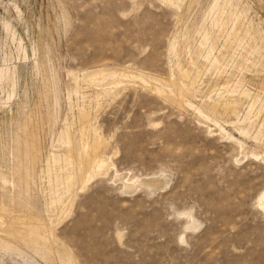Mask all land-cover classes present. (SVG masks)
<instances>
[{"label": "rangeland", "instance_id": "obj_1", "mask_svg": "<svg viewBox=\"0 0 264 264\" xmlns=\"http://www.w3.org/2000/svg\"><path fill=\"white\" fill-rule=\"evenodd\" d=\"M263 193L264 0H0V264H264Z\"/></svg>", "mask_w": 264, "mask_h": 264}, {"label": "bare ground", "instance_id": "obj_2", "mask_svg": "<svg viewBox=\"0 0 264 264\" xmlns=\"http://www.w3.org/2000/svg\"><path fill=\"white\" fill-rule=\"evenodd\" d=\"M187 73H188V72H187ZM184 74H185V73H184ZM149 87H150V86H149ZM158 91H159V90H158ZM161 91H162V90H161ZM177 97H178V96H177ZM180 100H181V99H180ZM233 110H235V108H234ZM229 112H230V111H229ZM26 125H27V124H26ZM94 137H95V136H94ZM96 138H97V137H96ZM97 140H98V139H96L94 146H92V148H91V150H92L91 153L89 152L91 155H92V153H95V151H97V149L100 147V145H103V143H104V142H102V144H101L100 141L97 142ZM93 141H94V140H93ZM25 143H26V142H25ZM86 144H87V143H86ZM27 145H28V144H27ZM84 145H85V144H84ZM87 145L90 146L89 144H87ZM83 148H84V146H83ZM86 148H87V147H86ZM100 148H101V147H100ZM81 150H83V149H81ZM100 150H101V149H100ZM86 152H87V151H86ZM98 153H99V152H98ZM96 154H97V153H96ZM99 154H100V153H99ZM100 155H101V154H100ZM95 156H96V155H95ZM21 157H22V156H21ZM100 157H101V156H100ZM87 158H88V156H87ZM93 158H96V157H93ZM89 159H90V158H89ZM97 159H98V157H97ZM98 160H99V159H98ZM20 166H21V165H20ZM49 166H50V165H49ZM14 169H15V168H14ZM16 169H17V168H16ZM23 169H24V168H23ZM48 169H49V168H48ZM25 170H26V168H25ZM20 171H21V170H20ZM14 172H16V170H14ZM21 172H22V171H21ZM17 173H19V172H17ZM21 174H22V173H21ZM21 174H20V175H21ZM15 175H16V174H15ZM20 175H19V176H20ZM26 175H27V174H26ZM66 177H67V176H66ZM14 178H15V177H14ZM18 180H19V179H18ZM14 181H15V180H14ZM19 182H20V181H19ZM21 182H22V180H21ZM6 183H7V182H5V184H6ZM17 184H18V183H17ZM21 185H22V183H21ZM21 185H19L18 187H20ZM15 187H16V186H15ZM20 188H21V187H20ZM21 189H22V188H21ZM22 190H23V189H22ZM21 193H22V192H21ZM27 200H28V199H27ZM25 202H26V201H25ZM258 202H259V205H260L262 208H264V193L261 194V196L259 197V201H258ZM26 203H27V202H26ZM26 203H25V204H26ZM29 206H30V205H29ZM32 209H33V208H32ZM32 209H31V210H32ZM4 210H5V209H4ZM28 210H29V209H28ZM23 221H24V220H23ZM16 222H17V221H16ZM19 222H20V221H19ZM26 224H27V223H26ZM30 226H31V225H30ZM32 226H33V225H32ZM30 232H31V229H30ZM33 234H34V233H33ZM36 234H37V232H36ZM33 236H35V235H33ZM33 236H32V237H33ZM24 238H25V237H24ZM22 239H23V238H22ZM1 240H2V239H1ZM9 240H10V239H9ZM11 240H12V239H11ZM20 240H21V239H20ZM20 240H19V241H20ZM27 240H28V238H27ZM2 241H3V240H2ZM4 241H5V240H4ZM7 241H8V240H7ZM7 241H6V242H7ZM8 242H9V241H8ZM10 242H11V241H10ZM13 242H14V241H13ZM23 242H24V241H23ZM14 243H15V242H14ZM14 243H13V244H14ZM21 243H22V242H21ZM7 244H8V243H7ZM10 244H11V243H10ZM26 244H27V243H26ZM24 245H25V244H24ZM57 246H58V245H57ZM60 247H62V246L60 245ZM62 249H63V248H62ZM57 250H58V249H57ZM58 251H59V250H58ZM67 251H68V250H67ZM63 252H65V251H63ZM62 254H63V253H62ZM69 254H70V253H69ZM69 254H68V255H69ZM61 256H62V255H61ZM65 257H66V256H65ZM69 257H70V256H69ZM60 258H61V257H60Z\"/></svg>", "mask_w": 264, "mask_h": 264}]
</instances>
